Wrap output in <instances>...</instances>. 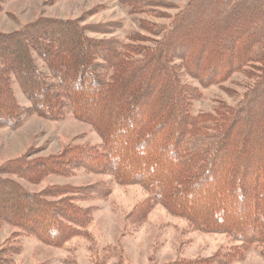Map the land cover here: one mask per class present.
Here are the masks:
<instances>
[{"label":"trees","instance_id":"1","mask_svg":"<svg viewBox=\"0 0 264 264\" xmlns=\"http://www.w3.org/2000/svg\"><path fill=\"white\" fill-rule=\"evenodd\" d=\"M121 2L132 11L162 4ZM82 21L41 17L0 33V126L16 128L34 113L48 119L72 113L102 138L100 146L69 145L39 158L28 151L1 165L0 228L9 223L53 246L80 234L92 214L76 200L106 195L107 184L30 192L1 174L37 182L83 168L146 189L148 197L132 212V220L161 203L195 229L225 233L242 243L224 260L212 256L169 264H226L242 249L264 244V0H192L169 28L151 25L150 31L161 36L153 47L139 45L138 36L123 46L90 38L88 32L108 31ZM192 42L200 45L190 47ZM249 63H258L260 74L241 102L222 104L214 113H191L199 91L182 81L179 67L208 86ZM12 76L30 108L18 103ZM1 257L0 264L8 261Z\"/></svg>","mask_w":264,"mask_h":264},{"label":"rangeland","instance_id":"2","mask_svg":"<svg viewBox=\"0 0 264 264\" xmlns=\"http://www.w3.org/2000/svg\"><path fill=\"white\" fill-rule=\"evenodd\" d=\"M1 1L0 33L20 30L41 17L82 18V25H93L108 31L88 32L90 38L116 40L123 46L132 43L133 36H138L139 45L153 47L154 41L160 40L161 36L150 31L151 25L169 28L176 14L192 0H153L162 4H154L148 11H132L121 0ZM197 44L192 42L189 46ZM34 57L39 68L49 74L46 63L37 55ZM176 63L180 64V61ZM258 66V63H249L224 82L208 86H203L179 67L182 81L199 91V96L192 101L191 113H214L222 104L236 106L256 83L260 74ZM12 88L20 106L30 108L31 101L14 76ZM92 104L95 103L88 105ZM96 114L99 111L94 116ZM101 144L102 138L97 130L72 113L61 119H48L34 113L24 116L16 128L0 126V166L28 151L33 158H39L59 154L69 145ZM1 176L17 180L30 192H41L54 185L105 183L109 187V193L104 196L91 197L88 194L84 199L76 200L78 205L91 209V220L80 234L72 236L61 246L47 244L14 225L4 223L0 228V252L10 249V246L13 248L2 254L8 259L4 264H169L212 256L224 260L225 253L242 244L225 233L195 229L186 218L173 214L161 203L155 204L143 218L132 220V212L147 199L148 192L140 184L119 183L110 174L79 168L70 175L48 174L37 182L8 173ZM201 209L198 208V215H201ZM226 264H264V244L242 249L239 256Z\"/></svg>","mask_w":264,"mask_h":264}]
</instances>
